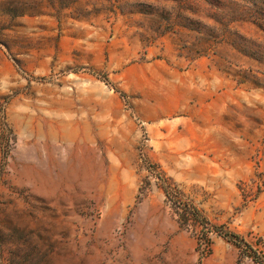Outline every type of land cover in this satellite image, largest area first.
I'll return each mask as SVG.
<instances>
[{"label":"rangeland","instance_id":"1","mask_svg":"<svg viewBox=\"0 0 264 264\" xmlns=\"http://www.w3.org/2000/svg\"><path fill=\"white\" fill-rule=\"evenodd\" d=\"M0 264H264V0H0Z\"/></svg>","mask_w":264,"mask_h":264},{"label":"trees","instance_id":"2","mask_svg":"<svg viewBox=\"0 0 264 264\" xmlns=\"http://www.w3.org/2000/svg\"><path fill=\"white\" fill-rule=\"evenodd\" d=\"M218 235L221 236V234H218ZM227 236L230 237V240H231V239H234L235 242H236V244L239 245V240H240V238H239L238 236H236V235H232V234H229V235H227Z\"/></svg>","mask_w":264,"mask_h":264}]
</instances>
